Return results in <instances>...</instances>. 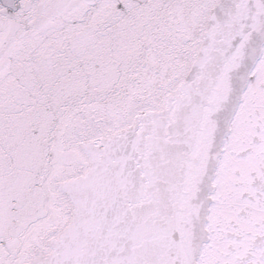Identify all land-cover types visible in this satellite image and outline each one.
<instances>
[{
	"label": "snow or ice",
	"instance_id": "obj_1",
	"mask_svg": "<svg viewBox=\"0 0 264 264\" xmlns=\"http://www.w3.org/2000/svg\"><path fill=\"white\" fill-rule=\"evenodd\" d=\"M0 264H264V0H0Z\"/></svg>",
	"mask_w": 264,
	"mask_h": 264
}]
</instances>
